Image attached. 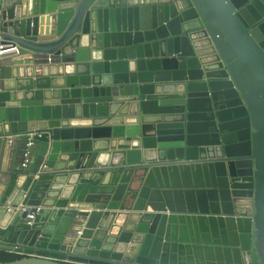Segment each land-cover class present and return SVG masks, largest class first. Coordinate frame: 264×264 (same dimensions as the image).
<instances>
[{"label":"water","instance_id":"95a60500","mask_svg":"<svg viewBox=\"0 0 264 264\" xmlns=\"http://www.w3.org/2000/svg\"><path fill=\"white\" fill-rule=\"evenodd\" d=\"M0 46V264H264V0H0Z\"/></svg>","mask_w":264,"mask_h":264},{"label":"trees","instance_id":"16d2710c","mask_svg":"<svg viewBox=\"0 0 264 264\" xmlns=\"http://www.w3.org/2000/svg\"><path fill=\"white\" fill-rule=\"evenodd\" d=\"M19 258H21V257L18 255L11 254L8 251L0 250V262L1 263L13 262Z\"/></svg>","mask_w":264,"mask_h":264},{"label":"built area","instance_id":"2783aa9c","mask_svg":"<svg viewBox=\"0 0 264 264\" xmlns=\"http://www.w3.org/2000/svg\"><path fill=\"white\" fill-rule=\"evenodd\" d=\"M5 48V46H0V55L3 53V52H5L4 49ZM10 50H13V49H10ZM29 216V218H33L34 217V215L33 214H31V215H28ZM9 253H11V254H15V255H18V256H24L25 254H23V253H21V252H18V251H16V250H11V251H8ZM62 262H68V261H65V260H63ZM71 263V262H70Z\"/></svg>","mask_w":264,"mask_h":264}]
</instances>
